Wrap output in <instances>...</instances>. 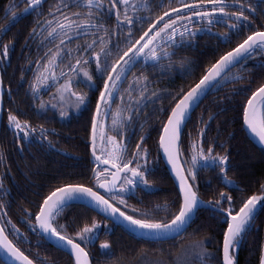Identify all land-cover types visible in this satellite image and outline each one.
Listing matches in <instances>:
<instances>
[{
  "label": "snow or ice",
  "instance_id": "obj_1",
  "mask_svg": "<svg viewBox=\"0 0 264 264\" xmlns=\"http://www.w3.org/2000/svg\"><path fill=\"white\" fill-rule=\"evenodd\" d=\"M44 3L45 0H10L5 5V22L0 23V39L24 16L33 17L21 44L24 63L20 65L18 84L22 86L28 72L32 73L24 96H30L28 106L45 122L57 116L64 122L72 118L73 111L90 108L85 125L89 155L78 157L59 150L87 162L80 165L81 171L64 173L68 179H58L47 185L46 192L37 193L41 199L33 207L21 208L22 219L38 237L36 243H52L68 255L69 264H93L90 246L96 244L101 228L109 237L119 227L142 241L130 250L135 260L128 264H239V249L258 213L264 210V178L257 191L243 195L247 187L241 186L243 181H238L235 173L229 174L233 165L228 141L233 133L219 140V131L210 139L206 136L218 113L209 112L207 119L201 114L198 119L203 125L197 127L195 135L188 133L186 148L182 146L183 129L209 92H218L229 81L247 80L234 84L230 92L232 96L243 93L246 97L239 102L240 127L247 129L249 142L264 157V74L253 83L252 75L246 77L233 71L250 61H258L264 69V22L254 19L258 12L264 17V0H54L47 9ZM217 25H223L224 30L216 31ZM200 36L215 37L217 45L234 46L214 49L219 54L203 66L196 79L192 66L197 60L193 56L184 55L178 60L173 57L178 55L177 49L195 50ZM16 42L13 34L0 44V63L11 62ZM25 48L29 49L27 54L23 53ZM138 65L144 71H133ZM149 67L162 72L175 69L182 77L187 74L194 79L187 84V90L183 84L176 90L153 89ZM125 81L127 86L122 87ZM53 84L56 88L51 98H42L41 92ZM78 85L88 91L78 89ZM3 89L0 77V100ZM8 92L11 95V87ZM91 92L96 93L94 106ZM165 97L167 104L163 103ZM18 112L19 109L8 111L6 125L17 150L23 153L29 144H38L44 151L56 150L49 138V134L57 135L56 129L21 119ZM49 112L53 115L48 116ZM150 115L159 120L158 126L152 125L158 132L154 159H150L151 150L144 143L151 135L150 130L145 131ZM137 122L140 135L135 146L130 147ZM161 151L172 177L171 194L163 200L145 201L136 195L137 190L147 194L161 190L150 178ZM4 158L0 156V160ZM202 169L213 171L218 185H223L219 191L213 190L208 199L201 195ZM206 183L210 185L211 179ZM4 188L0 179V189ZM77 204L106 219L86 212L69 215ZM6 207L0 200V221L7 216ZM202 208L208 211L214 225L207 231L197 225L188 232ZM13 234L16 239L11 238ZM185 235L189 237L186 240ZM177 238L183 242L178 243ZM17 240L32 243L11 218L0 222V264H57L39 251L34 256L26 254ZM167 241L173 243L165 247ZM98 249L103 264H125L122 257L113 258L111 239H100ZM258 264H264V243L260 245Z\"/></svg>",
  "mask_w": 264,
  "mask_h": 264
},
{
  "label": "trees",
  "instance_id": "obj_2",
  "mask_svg": "<svg viewBox=\"0 0 264 264\" xmlns=\"http://www.w3.org/2000/svg\"><path fill=\"white\" fill-rule=\"evenodd\" d=\"M257 23L264 22V17H262L259 12L257 13L256 17ZM234 40L236 37L233 38ZM234 46V44H226L222 48L227 50V48ZM217 49V48H216ZM218 51L214 52V49L210 50L209 59L203 61L202 60V53L200 51L195 52V59L197 63L194 64L195 70V78L198 79L199 75L202 74V68L205 64L209 62L214 56L218 55ZM249 69L252 71L249 72ZM234 72H239L244 76H253V83L255 80L259 79L261 74H264V69L259 67L258 61H250L246 64L245 67L242 68H234ZM1 77L3 78V73L0 68ZM4 82V78H3ZM247 80L244 81H229L224 87H222L218 92H209L199 106L191 114V119L187 121L183 131H184V143L183 147H187L188 144V133L191 132L193 135L196 134L197 127L202 126L203 122L200 121L198 118L203 114L204 119H207L208 113H218L215 115V118L211 120L210 126L208 128V132L206 134L207 138L210 139L217 135V132H220L219 137L217 139H225L229 133H233V137L228 143L231 145L232 149V165L234 167V172L239 180H242L248 188H257L261 178H264V160L261 156L259 149L254 146L246 137L244 129L242 130L240 125L242 123L241 115H240V107L239 102L242 99H245L243 93H238L235 96H232L230 89L233 85H240L247 83ZM189 83V82H188ZM187 83V84H188ZM187 84H185L187 86ZM185 90L187 88L185 87ZM228 97L227 99L221 101L220 97ZM221 108L226 109L225 111H220ZM86 118H88L86 116ZM5 119V116H4ZM10 133L5 126V122H2V127L0 131V156L5 157L3 160H0V179L3 180V184L5 186L4 189H0V200H3L6 204V211L7 216L4 217V221L6 222L8 218H11L12 222L16 224V226L21 230L22 233L26 234L32 241L31 244L17 240L19 246L26 251V254L35 255L37 251H39L42 257H48L51 259H55L57 264H69L68 255L60 250H57L49 243L44 244H37L36 241L38 237L31 232L30 228L27 226V223L24 219H22L23 213L21 208H30L33 207L35 202L41 199L37 193L39 192H46L48 190V184H55L58 179H68L67 176H55L52 174L44 175L40 178L34 179H22L20 178V174L14 167L15 163L12 160V147H11V140L9 139ZM53 138V137H52ZM156 140L158 138V133L156 135ZM72 144L68 149L72 152L75 151V142L72 140L70 141ZM157 142V141H156ZM149 146L151 152L155 153L157 156V143ZM85 150V151H84ZM218 151L221 149H217ZM87 148L84 145L83 147V157H87ZM58 160L62 157H57ZM87 162L86 159L82 161V165ZM28 163V162H26ZM59 163L61 161H53L50 159L48 162L46 161V168L51 167L54 170V173L58 171L60 167ZM29 164V163H28ZM159 168L157 170L158 174H155L150 177L151 179H155L158 187L161 189L158 192H153L151 194L141 193L137 190V196H143L145 201H156L157 199L163 200L166 196L171 194L172 190V180L169 177V174L161 163V159L157 163ZM81 171V170H79ZM212 171L202 169L200 172V188H201V195L204 199L206 197L205 187L209 186L212 190H215L219 185L212 181V178L208 177V173ZM72 179H77V177H72ZM211 179L212 183L209 185L207 184V180ZM43 185V187H41ZM244 186V185H243ZM244 186V187H245ZM5 189L8 191L7 195H4ZM132 203H135V198H129ZM74 212H86L89 216H97V219L103 220L99 215L95 214L89 209H85L83 206L75 205L73 207L72 212H69V215H72ZM2 214V213H0ZM214 221L210 218L209 213L207 210H202L197 212L196 218L193 221V224L189 226L188 232H192L197 225L203 226V230H209L210 226L214 225ZM263 230V227H262ZM257 234V232L255 233ZM13 239H16L15 235L13 234ZM109 238L113 241V253L114 259L122 257L125 264H128L129 261H134V250L142 243L138 238H134L127 232L122 231L119 227L115 228V230L111 233L109 237H106L101 228L100 237L96 241L94 246H90V251L95 258L93 264H103L104 258L101 256V253L98 249L99 240ZM186 235L183 239H188ZM177 242H183L181 238L177 239ZM172 241L165 242V247L169 244H172ZM215 243V241H213ZM256 243L257 248L254 247L253 256L251 260V264H257L259 260L260 254V241L254 240ZM155 246V245H154ZM150 247H153L151 245ZM211 248L212 245H209ZM28 249H31V253L28 252ZM239 264H246L247 261L244 260L246 256H244L243 250L240 251L239 249ZM251 253V251H247ZM244 256V257H243ZM39 264V261L37 262ZM250 264V263H249Z\"/></svg>",
  "mask_w": 264,
  "mask_h": 264
},
{
  "label": "flooded vegetation",
  "instance_id": "obj_3",
  "mask_svg": "<svg viewBox=\"0 0 264 264\" xmlns=\"http://www.w3.org/2000/svg\"><path fill=\"white\" fill-rule=\"evenodd\" d=\"M9 2L10 0H0V23L5 22V5ZM53 2L54 0H45L44 8L47 9L49 4ZM165 2H167V0H165ZM20 7H23V3L20 4ZM32 19L33 17L31 15L24 16L17 23L12 24L7 34L2 39H0V44H2L9 37L13 36V34H15L17 37L15 50L11 51V62L8 64L0 63V68L2 70L3 78H4L0 131L3 121L5 122V126L7 125L8 111L19 109V112L17 114L20 116L21 119H29L33 124L45 123L46 127L55 128L57 133V135L49 134V138L56 144V150L44 151L41 150L40 145L38 144H29L25 147L23 153H21L17 150V145L15 143V140L13 139L12 131L6 127L8 129V132L10 133L9 139L11 140L12 160L16 166L14 168L20 174V178L28 179V180L34 178H40L48 174H52L55 176H64L63 175L64 173L81 170L80 165H82L83 160L72 159L71 157L65 155V152L59 150L61 149L65 150L67 153H71L73 156L83 157V147L84 145L86 146L85 125H86V121L90 119V108H89L87 110H84L83 112L73 111L72 118L64 122H61L58 116L55 119H51L45 122L44 117L42 116L38 117L36 113L32 110V108L28 106L31 101V98L30 96L28 97L24 96V89L27 87L28 80L31 78L32 73L28 72L27 78L23 81L22 86L18 84V81L20 79V65L24 63V59L22 57V52H21V44L24 43V36L26 35L28 28L30 27V22ZM215 30L223 31L224 26L217 25ZM90 38L91 37H89V39ZM83 39L84 38L81 37V42L83 41ZM199 41L200 42L196 46L195 50L177 49L178 55L176 57H173V59L178 60L181 56L184 55H190L195 58V52L200 51V53H202L201 55L202 60L205 61L209 59V54L211 49L222 48L226 45V44L217 45L215 37L200 36ZM76 42L77 41H73V44H75ZM48 46L51 47V45ZM28 52H29L28 48H25L23 50L24 54H27ZM32 55L33 57H35L36 55V48L34 44L32 46ZM33 67H35V65H33ZM92 67L94 68V64L92 65ZM192 67L194 68V65ZM133 71H144V69L140 68V66L138 65L137 68L133 69ZM147 71L151 73L150 79L153 81V83L150 85V87L153 89L159 88V89L176 90L182 84L185 85L188 82L193 81L194 79L193 76H188L187 74H185V76L182 77L181 74L175 69H170L168 71L162 72L159 68L152 69L151 67H149ZM129 75H131V73H129ZM100 82L102 83V81ZM126 86H127V81H125V84L122 85V87H126ZM9 87H11L12 89L11 95H9L8 92ZM77 87L80 90L88 91V89L85 88L84 85H78ZM55 88L56 85L53 84L52 87H49L47 88L46 91L41 92L40 96L44 99H50L51 98L50 94L55 91ZM90 95L92 96V106H94L96 93L91 92ZM118 101H119V93L117 94V101L114 102L112 105L114 110L116 108V103ZM38 102L39 101L37 100V103ZM167 102H168V97L163 98V103L167 104ZM149 107L151 108V106ZM47 115L52 116L53 113L49 112ZM86 116L88 118H86ZM141 119H144L143 114L141 115ZM110 123H111V114L109 115V124ZM152 125L158 126L159 120H156L154 116L150 115L148 119V123L145 124V131H149V130L151 131V135H149L148 138L144 141V143L148 147L155 144V142L158 140V138L157 140L155 138L158 132L156 130V127H152ZM109 131H111V129H109ZM111 134L115 135L116 133L112 132ZM139 135H140V128H139V123L137 122V130L135 134H133L131 137L130 147L135 146V141L139 138ZM71 140L75 142L74 152L68 149V147L72 145L70 144ZM87 153L89 155L88 149H87ZM57 157H62V158L58 160ZM154 158H156L155 153L151 152L150 159H154ZM50 159H53L54 162L61 161V163H59L60 167L58 168V171H56L55 173L52 166L46 168V161L48 162ZM26 162H28L29 164ZM161 163H162V159H161ZM154 167H155V172L153 173V175L158 174L159 172V171L157 172L159 168L157 163L154 165ZM233 173H235L234 167H232L229 171L230 175H232ZM208 177L212 178V181L217 183L213 171L208 173ZM235 178L238 181H242L239 180L236 175ZM243 185L245 186L246 184L243 182L241 186L244 187ZM220 187H223V185H219L215 190L219 191ZM205 191H206V197L204 199H208L209 195L212 194L213 190L209 186H206ZM228 191H231V189H228ZM253 191H257V188L247 187V191L243 193V195H250ZM233 194L240 195V193H233ZM202 210L204 211L206 209L202 208L199 211ZM256 232L257 234H255ZM254 240L260 241V245L264 243V210L258 213L256 220L253 223L252 230L246 235L242 243V246L240 247V251L243 250L244 256H246L244 258V260L247 261L246 264L252 263L251 262L253 256L252 251H254V247L257 248L256 243H254ZM156 246L157 245L155 246L153 245V247ZM247 251H251V253H248ZM238 259L240 258L238 257Z\"/></svg>",
  "mask_w": 264,
  "mask_h": 264
},
{
  "label": "water",
  "instance_id": "obj_4",
  "mask_svg": "<svg viewBox=\"0 0 264 264\" xmlns=\"http://www.w3.org/2000/svg\"><path fill=\"white\" fill-rule=\"evenodd\" d=\"M0 77H1V74H0ZM3 95V94H2ZM203 100V99H202ZM201 100V101H202ZM200 101V102H201ZM200 104V103H199ZM196 109V108H195ZM194 109V110H195ZM193 110V111H194ZM192 111V112H193ZM1 117H2V100H0V125H1ZM244 132H245V134H246V136H247V138H248V140H249V137H250V133H248V131H247V129H244ZM253 144V143H252ZM254 145V144H253ZM257 147V146H256ZM258 148V147H257ZM160 157H161V159H162V162H163V164H164V166H165V168H166V170H167V172L169 173V175H170V178H171V180H172V177H171V174H170V172H169V170H168V168L166 167V161L162 158L163 157V153H162V151L160 152ZM79 205V204H78ZM89 210H91V209H89ZM92 211V210H91ZM92 212H94V211H92ZM94 213H96V212H94ZM97 215H99L98 213H96ZM100 217H102V218H104V219H106V217H104V216H102V215H99ZM49 244L51 245V246H53V244L52 243H50L49 242ZM54 247V246H53ZM54 248H56V247H54ZM57 250H59L58 248H56ZM61 251V250H60ZM63 252V251H62ZM65 253V252H64Z\"/></svg>",
  "mask_w": 264,
  "mask_h": 264
}]
</instances>
